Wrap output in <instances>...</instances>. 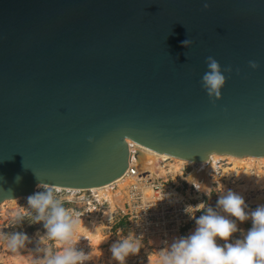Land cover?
<instances>
[{"label":"water","instance_id":"1","mask_svg":"<svg viewBox=\"0 0 264 264\" xmlns=\"http://www.w3.org/2000/svg\"><path fill=\"white\" fill-rule=\"evenodd\" d=\"M209 56L232 68L221 99ZM130 142L264 158V0H0V206L110 185Z\"/></svg>","mask_w":264,"mask_h":264},{"label":"clouds","instance_id":"2","mask_svg":"<svg viewBox=\"0 0 264 264\" xmlns=\"http://www.w3.org/2000/svg\"><path fill=\"white\" fill-rule=\"evenodd\" d=\"M204 7L208 8L209 4L205 2ZM182 44L188 47L192 41L186 39ZM206 63L202 87L210 98L221 99L222 90L227 83L225 73L231 74L232 68H223L213 56L207 57ZM249 65L252 69L260 67L256 61H250ZM89 139L94 142L91 137ZM189 163L179 176L207 195L209 200L214 193L217 194L215 205L207 202L187 205L184 211L195 221V227L187 235L176 237L171 243L165 241V247L149 253V264H264V203L253 208L244 195L226 188L221 180L216 181L215 187H211L197 180L191 173L185 175ZM257 178L259 183L261 177ZM16 179L19 181L21 178L17 176ZM38 188L42 190L27 198L29 208L34 210V214H27L30 222L42 223L45 229V234L39 238V243L44 247L37 249L44 255L40 259L35 258V264H86L96 255L97 249L101 256L103 252L100 245L104 240L100 238V229L103 225L89 230L82 219L87 211L96 209L74 211L65 207L64 198L57 195L59 189L56 187L40 184ZM171 195L165 193L161 200L171 199ZM67 199L71 201L72 197ZM196 212L201 215L197 216ZM105 214L110 217L111 224L113 215L109 210ZM25 217L23 211H17L12 214V223L22 224ZM140 220L137 221L138 225ZM244 222H250L251 227L242 229L239 225ZM118 236L119 239L110 248L112 259L119 264H127L130 256L139 254L145 247L144 236L142 233L137 235L132 230L126 235L121 231ZM4 239L13 253L27 249L31 242L29 235L22 231L5 233ZM81 239L89 242L90 252L77 247ZM53 242H61L63 247L57 248Z\"/></svg>","mask_w":264,"mask_h":264},{"label":"built area","instance_id":"3","mask_svg":"<svg viewBox=\"0 0 264 264\" xmlns=\"http://www.w3.org/2000/svg\"><path fill=\"white\" fill-rule=\"evenodd\" d=\"M130 147L132 149L131 144ZM132 162L133 155L126 173L121 177L129 185L123 191V199L115 207L111 224L117 220L115 228L118 234L122 231L126 235L130 230L137 235L142 233L145 245L142 250L145 253L155 252L166 246L165 241L171 243L174 238L185 236L193 230L195 221L184 211L187 205H197L200 202L213 204L207 195L179 176L187 161L177 171L171 166L174 162L160 161L159 165L164 170V174H161L159 170L151 169L141 172L137 166L132 165ZM205 169L206 163L190 162L185 169V175L195 172L200 174L205 172ZM109 187L114 192L118 186L112 184ZM107 189L102 187L83 192L59 189L57 195L63 197L64 202H66V196L79 198L83 195L80 200L84 202L86 209H96L86 212L89 220L95 219L99 223L111 225L110 220L105 218V212L111 208L112 204L107 198L101 199V195ZM165 193H171V199L161 200ZM145 208L148 209L145 210ZM196 215L199 216L201 213L196 212Z\"/></svg>","mask_w":264,"mask_h":264},{"label":"rangeland","instance_id":"4","mask_svg":"<svg viewBox=\"0 0 264 264\" xmlns=\"http://www.w3.org/2000/svg\"><path fill=\"white\" fill-rule=\"evenodd\" d=\"M234 166H235L234 163L230 160L219 161L218 167H220V169L216 173L213 172L212 175L216 176L215 180L217 181L221 180V182L224 185L228 186L231 189H238L239 186L248 185V182H246V177L244 175H241L240 178L234 175L232 177H228V176L223 177V173L225 169H232ZM238 171L243 172L244 169L238 168ZM251 172H252L253 178L255 179L257 178V176L262 177L263 178L262 183H264V165L262 166H259L258 164L254 165ZM250 185H252V183H250L249 186ZM39 190H42V189L38 188L37 191ZM82 196L83 195H81L79 198L71 196L72 197L71 201L66 199V202H64L65 207L73 209L74 211L86 210V205L84 204L83 201L80 200ZM216 199H217V194L214 193L212 198L210 199L213 206L215 205ZM246 201L253 208L256 207L257 204L264 203V185L263 184L255 185L253 189H250L247 193ZM5 203L7 204L5 205L3 212H0V259L2 256H5V255L7 256L9 253L8 246L4 239V234L8 232H13V231H22V232H26L29 235V237L31 238V242L28 245L27 249L20 250L21 255L29 258L28 264H35V258L40 259L44 255L42 251H37V249H41L44 247V245L39 243L40 236L45 234V229L43 228V224L42 223L32 224L30 222V218L27 216V214L29 212H32L34 214V210H31L29 208L27 198H20L18 202L16 203L12 201H8ZM17 211H23L25 213L26 217L22 224L12 223V219H11L12 214ZM84 218H88L87 213L85 214ZM89 221L95 222V223L98 222L95 219L89 220ZM116 222L117 220L111 225L98 222V225L100 226L103 225L101 229V234H102V238L104 241L100 245V248L103 254L100 256L99 249H97L96 255H94L91 261L86 262V264H119L118 261H114L112 259V253L110 250L111 245L119 239L117 230L115 228ZM247 224H251V223L244 222V223H241L239 226L242 229L246 230L250 228ZM236 235L238 236L239 233H237ZM53 243L56 245L57 248L63 247V244L61 242H53ZM96 243L99 244V242H96ZM221 243H223V241H221ZM77 247L84 250L85 252L91 251L88 241L79 242ZM127 264H149V253H145L144 250L141 249V252L139 254L132 255L128 258Z\"/></svg>","mask_w":264,"mask_h":264},{"label":"bare ground","instance_id":"5","mask_svg":"<svg viewBox=\"0 0 264 264\" xmlns=\"http://www.w3.org/2000/svg\"><path fill=\"white\" fill-rule=\"evenodd\" d=\"M130 144L132 145V152H133V162L132 165H135L139 168V170L141 172H145L147 169H151L153 171H161V174H164V170L162 169V167L159 165L160 161H171L174 162L173 164H171L172 168H175V170H179L186 161L178 159V158H174L168 155H161L159 153H156L152 150H149L147 148H144L142 146H139L137 144H133L130 142ZM223 160H230L234 163V167L232 169H225L224 173H223V177H232L233 175L240 178L241 175H244L246 177V182H248V185H244V186H239L238 189H233L239 193H241L242 195L245 196V198L247 197V193L250 189H253L255 187V185H261L264 183H262V177L259 180V183L257 182L258 179L253 178L252 176V168L254 165L258 164L259 166L264 165V158H235V157H230V156H218V155H213L211 157V159L206 163V169L205 172L203 173H193L192 175L199 180L200 182H202L203 184H206L208 186L214 187V185H216V181L215 178L216 176H213L212 173L213 172H218V170L220 169V167H218V162L219 161H223ZM238 168L244 169L243 172H239ZM245 173H248L250 175H246ZM243 176V178H244ZM242 179V178H241ZM252 183V185L249 186V184ZM116 185L118 186L117 189L113 192L111 189H109L111 185ZM110 185L105 186V188L107 187L108 189L106 191L103 192V194L101 195V199H105L107 198L110 202H111V208L109 209L110 213L113 215L114 214V209L115 206L117 205V203L123 199L124 196V189L129 185V183L124 182L122 179L121 180H117L116 182L112 183ZM226 188H229L228 186L225 185ZM257 187V186H256ZM99 188L96 189H92V190H97ZM75 191H80L83 192L84 190H75ZM19 199L17 200H12V202L16 203L18 202ZM260 201V200H259ZM7 203H4L0 206V212H3L4 207ZM85 215L82 217L85 226H87L89 228V230L94 229L95 227H99L100 225H98V222H91L89 221V218H84ZM106 219L110 220V217L108 215L105 216ZM102 229V227H101ZM101 229H100V238H102V234H101ZM80 242H87L86 239H81ZM99 242V241H96ZM8 255L6 256H2L0 259V264H28L29 262V258L26 256H22L21 252H15L13 253L9 248H8Z\"/></svg>","mask_w":264,"mask_h":264},{"label":"trees","instance_id":"6","mask_svg":"<svg viewBox=\"0 0 264 264\" xmlns=\"http://www.w3.org/2000/svg\"><path fill=\"white\" fill-rule=\"evenodd\" d=\"M249 227H251V224H247Z\"/></svg>","mask_w":264,"mask_h":264}]
</instances>
